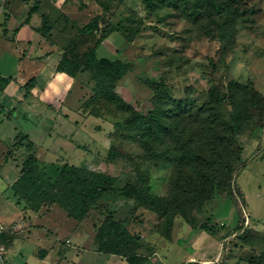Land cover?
<instances>
[{
	"label": "rangeland",
	"instance_id": "1",
	"mask_svg": "<svg viewBox=\"0 0 264 264\" xmlns=\"http://www.w3.org/2000/svg\"><path fill=\"white\" fill-rule=\"evenodd\" d=\"M216 1L223 6L221 11L203 3L195 15L192 4L175 5L170 0H0V7L5 13H18L28 6L26 14L30 7L36 6L39 16L36 31L58 51L51 54L60 57L64 52L72 56L91 50L102 31L120 29L128 36L137 32L128 41L122 34L112 33L104 46L97 48L98 57L117 58L127 66L117 83L116 94L145 115L153 108L151 99L155 94L150 83L155 82L161 85L162 100L168 103L173 117L183 114L201 122L197 115L209 100L207 90L212 84L222 91L227 90L230 81L251 84L264 98V0ZM21 22L28 24V19L22 18ZM7 49L14 48L0 43V51L9 53ZM25 64L22 63L24 69ZM84 70L87 69H82V75L74 79L73 90L62 109L69 115L68 119L60 114L54 119L56 114L51 116L49 111L46 119L36 117L44 112L42 108H37L35 113L20 104L13 115L9 111L11 118L0 124V138L4 140L0 149L7 145L8 156L14 153L23 161L32 153L31 148L17 155L19 142L17 147L12 143L18 140L15 135H27L39 145L40 164L67 162L85 172L113 176L120 186L126 182L141 185L166 207L162 214L133 199L103 196L84 219L85 226L93 229L91 235L97 243L103 239L107 243L112 241L115 229L110 222L114 221L121 222L139 244L152 245L167 255V264H184L190 255L192 262L202 264H261L264 261V122L255 135L250 136V130H245L234 143L229 135L217 142L225 147L226 158L233 163L231 170L221 168L213 174L214 167L207 163L200 165L185 152L177 151L176 163L158 164L154 154L162 152L161 142L152 139L147 144L146 140L151 139L149 134L138 136L144 126L134 119L135 113L110 102L105 87L94 74ZM88 112L96 117L84 118L83 113L88 115ZM223 113L231 114L227 104ZM38 127L45 132H39ZM193 128L203 125L197 123ZM112 145L118 154L114 159L109 158ZM49 146L59 153H47ZM238 147L242 151L235 160ZM9 161L8 166L18 172L19 160ZM2 163L0 159V170L6 167ZM40 168L45 179L54 177L50 167ZM199 169L206 177L203 183L198 179L197 184ZM3 186L0 179V192ZM183 208L185 213H181ZM22 216L0 199V232L8 231L5 227L10 223L22 222ZM33 222L47 227L49 233H44L49 240L75 237L71 227L76 221L59 206ZM221 223L225 224L221 226ZM238 223L240 227L235 229ZM214 230L216 233L212 234ZM121 249L126 255L132 250L125 246Z\"/></svg>",
	"mask_w": 264,
	"mask_h": 264
},
{
	"label": "trees",
	"instance_id": "2",
	"mask_svg": "<svg viewBox=\"0 0 264 264\" xmlns=\"http://www.w3.org/2000/svg\"><path fill=\"white\" fill-rule=\"evenodd\" d=\"M170 1L175 5L179 3H183L185 6L192 4L193 15L203 3L209 4L219 11L223 8L216 0ZM36 12V6L30 7L26 20ZM87 31H91V28L87 27ZM112 32L121 33L126 41H128V38L135 37L137 33L134 32L128 36L124 30L120 29L102 31L97 38L93 36L96 39L91 50H87L81 55L73 54L72 56L64 52L56 66V71L65 73L74 79L78 75H82V69H87L84 70V73L94 74L99 84L105 87L110 102L126 107L135 113L134 119L139 125L144 126V130L138 136L149 134L151 139L146 140L147 144L152 139L161 142L163 145L162 152L154 154L158 164L173 161L176 163L175 154L185 152L192 161L200 165L207 163L214 167L213 174H217L221 168L231 170L230 166L233 163L226 158L225 147L219 146L217 142L224 138L225 135H229L230 141L234 143V140L245 130H250V136L257 134L263 127L264 122V98L251 84H240L236 81H230L227 84L226 91H222L217 85L212 84L207 90L209 100L197 115V119H201V122H195L196 119H188L183 114L173 117L169 113L168 103L162 100V92L159 89L161 85L151 82L150 88L155 94L151 99L153 108L143 115L116 94L117 83L127 69L125 63L117 58L110 59L98 57L97 55V48L102 40ZM40 35L44 36L42 33ZM10 81H13L11 77H2L0 75V90H3ZM36 83V78L31 77L21 86L25 96L30 94ZM225 104L231 108L229 116H225L223 113ZM16 111L17 108H14L10 111V114L13 115ZM84 115L96 117L92 112ZM197 123H201L203 128H193ZM15 138L18 140L13 143V147H22L24 145L23 141L28 140L26 148L33 149L34 145L29 141L27 135L20 134V137L16 135ZM17 142H19L18 145ZM241 151L242 148L238 147L234 157L235 160L239 159ZM117 155V150L112 145L109 148V158L114 159ZM51 169L54 171V177L45 179L44 170L38 165V159L33 151L22 161L20 175L11 188L18 199L24 201L26 206L32 211H38L43 206L55 204L62 208L68 217L76 221H82L89 211L95 208L103 196L113 195L133 199L136 203L145 205L155 212L162 214L166 212V207L162 204L160 198L147 193L141 185L137 186L126 182L120 186L118 179L113 176L104 173L85 172L78 166L67 162L59 163V165ZM205 177L206 174L203 173L202 169H199L196 179L197 184H199L198 179L203 183ZM189 183L188 181L187 186L190 185ZM182 204L185 205V203ZM181 213H185L184 208ZM110 226L115 229L112 241L109 243L103 242L105 240L99 237L103 240H99L98 248L104 252L125 256L130 264L139 262L140 259L135 255L140 247L137 238L121 222L112 221ZM239 227V224H237L235 229ZM203 228L208 230L206 226H203ZM215 231H212V234H215ZM123 246L125 248L131 247V253L126 255L121 249ZM260 263L264 264V261Z\"/></svg>",
	"mask_w": 264,
	"mask_h": 264
},
{
	"label": "crops",
	"instance_id": "3",
	"mask_svg": "<svg viewBox=\"0 0 264 264\" xmlns=\"http://www.w3.org/2000/svg\"><path fill=\"white\" fill-rule=\"evenodd\" d=\"M26 9L28 6H24L18 13H5L4 8L0 7V33L3 35V39L0 38V43H8L14 48L11 51L7 49L10 54L5 50L0 51V75L11 77L13 80L3 90H0V124L4 120H9L11 118L8 119L9 111L18 108L20 104L26 110L29 109L35 113L37 108H42L44 112L38 113L36 117L46 119L49 111L51 116L56 114L53 116L54 119L59 117L58 114L69 118V115L63 113L62 109L65 106L66 97L73 90L75 80L65 73L56 71V66L61 57L51 54V52L57 53L58 51L36 31L39 25L38 13L29 16L28 24L22 25V18L26 20L28 15V12L25 14ZM112 33L102 40L99 47L104 46L105 41ZM11 39H15V41H11ZM21 50L23 51L21 52ZM113 50L115 51L114 48ZM24 62H26L25 69L22 68ZM29 68L30 71H27ZM31 77H35L37 83L30 94L25 96L21 86ZM83 116L85 115L83 114ZM24 118H28L27 113H25ZM76 125L79 128V122ZM77 127L75 128L77 129ZM38 128L39 132L44 131L41 127ZM76 132L77 130L74 131V134ZM28 139L34 145L32 151L38 159L39 166L50 167L49 169H51L59 165L60 162L40 164L37 155L39 145L29 136ZM1 143H4L2 138H0V145ZM27 143L23 141L24 145L19 147L20 150H18L17 155L27 149ZM54 150L52 151V147L49 146L46 152L59 153L58 149ZM8 152L7 145L6 148L0 149V159L4 162L2 166H6L0 170V179L4 183V189L0 192V199L2 203L10 205L16 212H21L23 220L4 226L8 231L3 232V229L0 232V264H130L125 256L101 251L95 237L91 235L93 229L90 230L85 226L84 219L82 221L75 220L76 224L71 227V232L75 235L73 239L68 236L64 239L49 240L45 236L47 234L44 233L46 231L49 233L47 227L36 225L33 220L50 213L57 205L43 206L38 211H32L24 201L18 199L11 186L20 175L22 161L21 158L15 157L14 153L8 156ZM10 159L19 160V163L16 164L18 172H15L13 167L8 166ZM224 224L221 223L220 225L223 226ZM1 228H3L2 225ZM33 229L37 231L40 229L41 232H36ZM135 255L140 259L136 264H167V255L162 254L158 248L149 244H140ZM191 258V255L188 256L184 262L200 264V262H192Z\"/></svg>",
	"mask_w": 264,
	"mask_h": 264
}]
</instances>
